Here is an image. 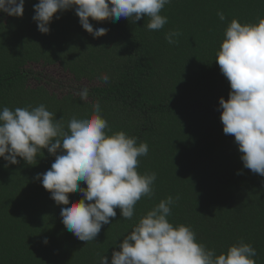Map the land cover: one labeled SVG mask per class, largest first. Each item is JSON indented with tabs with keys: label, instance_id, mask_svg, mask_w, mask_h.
I'll use <instances>...</instances> for the list:
<instances>
[{
	"label": "trees",
	"instance_id": "obj_1",
	"mask_svg": "<svg viewBox=\"0 0 264 264\" xmlns=\"http://www.w3.org/2000/svg\"><path fill=\"white\" fill-rule=\"evenodd\" d=\"M38 3L25 0L23 17L0 20V112L43 104L68 130L73 117L92 118L99 102L107 135L123 131L137 145L147 143L138 171L156 173L155 194L137 202L130 220L117 208L96 239L85 242L67 231L61 215L84 198L72 193L69 205H58L36 178L55 156L44 149L35 165L0 157V264H99L105 255L111 264L139 219L169 196H179L168 217L173 226H189L217 256L250 244L256 264H264V176L244 167L235 137L223 131L219 101L229 98L231 86L215 61L231 21L258 23L264 0H170L160 13L168 22L155 31L146 28V16L136 23L90 18L94 29L108 30L99 38L82 27L75 6L56 13L50 33H42L33 19ZM173 31L180 35L170 44L165 37ZM35 66L59 68L78 85L58 92ZM85 87L87 101L77 94Z\"/></svg>",
	"mask_w": 264,
	"mask_h": 264
},
{
	"label": "clouds",
	"instance_id": "obj_2",
	"mask_svg": "<svg viewBox=\"0 0 264 264\" xmlns=\"http://www.w3.org/2000/svg\"><path fill=\"white\" fill-rule=\"evenodd\" d=\"M168 3L170 0H39L33 19L39 31L47 34L55 14L75 6L82 27L99 38L108 30L94 29L90 18L119 23L134 17L136 23L146 16V28L155 31L168 22L160 14ZM24 4L25 0H0V11L23 17ZM217 14L225 20L223 12ZM179 35L169 32L165 39L172 44ZM215 61L231 86L229 98L219 101L223 131L235 137L244 167L264 176V18L248 24L233 19ZM101 80L110 83L107 75ZM77 94L88 100L87 87ZM93 107L92 118L73 117L68 130L63 118L54 119L43 104L14 111L4 107L0 112V157L10 164H18L20 157L35 165L44 149L55 156L51 169L36 178L42 176L43 187L58 205H69L72 193L84 198L79 205L62 208L61 215L67 231L85 242L96 239L102 226L116 217L117 208L124 219H132L137 202L154 196L156 180V173L138 171L139 157L149 151L147 143L137 145L136 138L123 131L107 135L109 126L100 114L99 102ZM81 184L87 185L86 191ZM177 200L179 196L175 200L169 196L141 217L119 244L120 250L113 252L111 264H256V249L250 244H234L217 256L215 250L197 241L189 226H173L168 217ZM99 264H109L108 257H100Z\"/></svg>",
	"mask_w": 264,
	"mask_h": 264
},
{
	"label": "rangeland",
	"instance_id": "obj_3",
	"mask_svg": "<svg viewBox=\"0 0 264 264\" xmlns=\"http://www.w3.org/2000/svg\"><path fill=\"white\" fill-rule=\"evenodd\" d=\"M34 71L43 78L42 82L47 84L52 89L58 92H64L75 87L71 80L68 77L61 73L59 68H43L41 66H35ZM33 84H37L35 79L31 81ZM38 85V84H37Z\"/></svg>",
	"mask_w": 264,
	"mask_h": 264
},
{
	"label": "flooded vegetation",
	"instance_id": "obj_4",
	"mask_svg": "<svg viewBox=\"0 0 264 264\" xmlns=\"http://www.w3.org/2000/svg\"><path fill=\"white\" fill-rule=\"evenodd\" d=\"M11 18V15H8L7 13H4L0 11V20H9Z\"/></svg>",
	"mask_w": 264,
	"mask_h": 264
}]
</instances>
